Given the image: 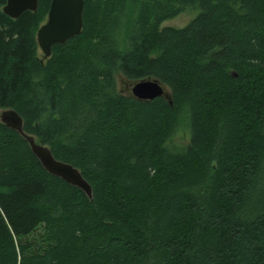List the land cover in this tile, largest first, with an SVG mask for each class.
Masks as SVG:
<instances>
[{
    "label": "trees",
    "instance_id": "16d2710c",
    "mask_svg": "<svg viewBox=\"0 0 264 264\" xmlns=\"http://www.w3.org/2000/svg\"><path fill=\"white\" fill-rule=\"evenodd\" d=\"M5 2L0 109L91 198L0 121V264H264V0H83L80 32L43 58L50 0L17 18ZM116 72L169 99L118 92Z\"/></svg>",
    "mask_w": 264,
    "mask_h": 264
},
{
    "label": "water",
    "instance_id": "95a60500",
    "mask_svg": "<svg viewBox=\"0 0 264 264\" xmlns=\"http://www.w3.org/2000/svg\"><path fill=\"white\" fill-rule=\"evenodd\" d=\"M37 3L38 0H6L2 11L17 18L25 10H36ZM82 11L83 0H50L46 18L36 31L37 45L44 57L50 56L53 44L64 43L80 32ZM130 94L140 100L158 96L169 99L166 87L158 79L150 77L131 82ZM0 121L23 136L31 152L48 173L80 188L91 198V187L80 171L70 163L55 158L47 145L37 142L34 135L26 133L21 116L13 108L0 109Z\"/></svg>",
    "mask_w": 264,
    "mask_h": 264
},
{
    "label": "rangeland",
    "instance_id": "374dc122",
    "mask_svg": "<svg viewBox=\"0 0 264 264\" xmlns=\"http://www.w3.org/2000/svg\"><path fill=\"white\" fill-rule=\"evenodd\" d=\"M198 12V8H190L187 9L178 15L174 16L173 18L166 19L162 22L161 26L164 25H172L175 27H181L184 26L186 23H188L193 17L196 16ZM39 57H42L43 54L40 49H38ZM43 58V57H42ZM115 84H116V90L123 94H129L130 93V86L131 82L123 77L122 74L116 72L115 73ZM168 89V88H166ZM189 141V132L186 124L184 122H180L176 131L173 133V135L169 139V143L172 145H186Z\"/></svg>",
    "mask_w": 264,
    "mask_h": 264
}]
</instances>
